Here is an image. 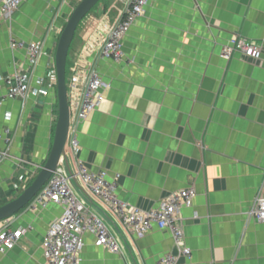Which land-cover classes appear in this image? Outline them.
I'll return each instance as SVG.
<instances>
[{"label": "crops", "instance_id": "0c3cea01", "mask_svg": "<svg viewBox=\"0 0 264 264\" xmlns=\"http://www.w3.org/2000/svg\"><path fill=\"white\" fill-rule=\"evenodd\" d=\"M81 1L25 0L13 14L0 13V148L12 142L0 165V205L32 183L50 154L59 110L57 46ZM127 3L103 0L76 32L67 85L78 147L67 149L69 165L60 166L74 173L81 162L111 181L119 177L117 197L143 212L195 190L178 213L191 255L180 254L168 229L138 236L123 228L107 204L86 193V208L122 251L111 253L85 234L80 264H158L169 254L178 264H264V223L253 212L264 197V0H148L123 39V60L114 62L101 47ZM235 37L260 46L261 58L238 51L224 59ZM19 42L42 47L37 64L27 49L12 46ZM92 69L105 84L104 101L77 123ZM16 74L29 77L30 91L9 99L8 78ZM73 76L79 81L70 89ZM31 203L0 222L23 231L0 264H45L43 240L64 208L49 202L32 211Z\"/></svg>", "mask_w": 264, "mask_h": 264}, {"label": "built area", "instance_id": "2783aa9c", "mask_svg": "<svg viewBox=\"0 0 264 264\" xmlns=\"http://www.w3.org/2000/svg\"><path fill=\"white\" fill-rule=\"evenodd\" d=\"M24 1L0 0L1 15L9 16L13 14ZM56 1L64 2L65 0ZM147 3L148 0H128L121 19L109 30L107 38L103 40L102 57L122 59L124 54L123 39L136 18L143 14ZM12 46L27 49L32 65L37 64L42 55V50L36 43L25 45L23 42H19L13 43ZM236 48L248 57L254 59L261 57L259 47L256 44L248 43L245 39L237 40L235 38L222 50L221 56L229 60ZM88 74L89 79L83 90L75 117L77 123L86 120L104 101L101 90L105 87V84L94 70ZM78 81L79 77L73 76L70 79L69 88L75 89ZM8 82H14V86L8 94L9 99L25 98L30 91V79L27 76L16 74L9 77ZM2 139L3 134L0 132V141ZM11 143L9 140L7 141V150L0 148V165L9 156L8 151ZM68 147L74 149L78 147L77 136L71 129ZM118 180L119 177L112 181L109 180L104 172L93 173L81 162L77 164L73 175H70L65 168L59 166L30 205L32 211H36L38 207L46 206L49 202L60 204L64 208L63 215L49 227L43 240L45 264H80V253L83 248V236L85 234H92L95 237L96 245L106 248L111 253L116 254L122 251L121 245L104 220L97 214L89 212L86 208V193L95 197L99 202L107 204L120 226L133 230L138 236H143L154 228L170 230L180 254L187 258L190 257L191 252L185 246L184 230L178 222V213L183 204L190 202L196 196L195 190H180L164 201L160 208L143 212L131 208L117 197ZM77 184L84 193L83 195ZM253 212L258 221L264 223L263 196H258ZM22 234L23 231L21 230L0 227V254L12 250L18 244ZM158 264H178V257L173 254L166 255L159 259Z\"/></svg>", "mask_w": 264, "mask_h": 264}, {"label": "water", "instance_id": "95a60500", "mask_svg": "<svg viewBox=\"0 0 264 264\" xmlns=\"http://www.w3.org/2000/svg\"><path fill=\"white\" fill-rule=\"evenodd\" d=\"M102 0H82L73 10L60 36L55 57L57 75L58 118L50 154L32 183L15 199L0 206V222L12 218L26 208L48 183L53 173L64 162L68 164V141L72 114L68 98L67 63L70 48L82 21ZM70 175H73L68 167Z\"/></svg>", "mask_w": 264, "mask_h": 264}, {"label": "rangeland", "instance_id": "374dc122", "mask_svg": "<svg viewBox=\"0 0 264 264\" xmlns=\"http://www.w3.org/2000/svg\"><path fill=\"white\" fill-rule=\"evenodd\" d=\"M102 1H103V0H102ZM102 1H101V2H102ZM146 6H147V5H146ZM96 8H97V7H95L94 10H95ZM145 8H146V7H145ZM144 11H145V9H144ZM144 11H143V13H144ZM141 15H142V14H141ZM137 18H138V17H137ZM117 23H118V22H117ZM117 23H116V24H117ZM107 35H108V34H107ZM126 35H127V34H126ZM105 38H107V36H106ZM235 39H237V40H241V39H243V40H244L245 38H243V37H235ZM246 42H248V41H246ZM248 43H253V42H248ZM257 46H258V45H257ZM39 47H40L41 50H43L41 46H39ZM258 47H259V50H260V53H261L260 46H258ZM101 50H102V47H101ZM235 50H236V51L234 52V54H235L236 52H238V51H239V52H242V51H241L240 49H238V48H236ZM242 53H243V52H242ZM234 54H233V56H234ZM243 54H244V53H243ZM244 55H245V54H244ZM101 56H102V54H101ZM233 56H232V57H233ZM246 56H247V55H246ZM123 57H124V54H123V56H122V59L117 60V59H115V58H113V57H110L109 59L113 60L114 62H121V61L123 60ZM260 58H261V57H260ZM230 59H231V58H230ZM92 70H94L95 73H97L98 77L101 78V76H100V74L97 72V70H95V69H92ZM92 70H90L89 73H90ZM56 76H57V75H56ZM67 76H68V74H67ZM88 76H89V74L86 75L85 85H87V81H88V79H89ZM101 80H102V78H101ZM67 81H68V79H67ZM102 82H103V80H102ZM103 83H104V82H103ZM67 84H68V82H67ZM85 85H84V89H85ZM67 86H68V85H67ZM67 149H69V151H71V150H72V151H75V150H76V149H74V148H72V147H68Z\"/></svg>", "mask_w": 264, "mask_h": 264}, {"label": "trees", "instance_id": "16d2710c", "mask_svg": "<svg viewBox=\"0 0 264 264\" xmlns=\"http://www.w3.org/2000/svg\"><path fill=\"white\" fill-rule=\"evenodd\" d=\"M30 184H31V183H30ZM30 184H29V185H30ZM8 202H10V201H4L0 206L6 204V203H8Z\"/></svg>", "mask_w": 264, "mask_h": 264}]
</instances>
